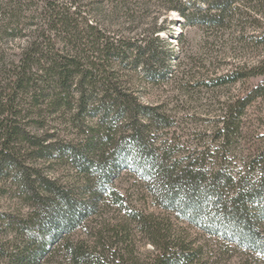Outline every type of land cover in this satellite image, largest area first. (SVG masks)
<instances>
[{"label":"trees","instance_id":"trees-1","mask_svg":"<svg viewBox=\"0 0 264 264\" xmlns=\"http://www.w3.org/2000/svg\"><path fill=\"white\" fill-rule=\"evenodd\" d=\"M201 1L202 9L185 0H0V43L21 41L12 55L0 46V181L10 179L34 210L24 222L0 215L4 230L17 233L12 249L0 245L6 264H39L54 244L73 264H205L172 215L264 258V144L238 152L247 108L264 103V83L247 86L264 77V0ZM170 11L185 25L216 28L227 49L221 71L185 85L244 86L221 102L204 131L209 143L193 149L169 131L168 104L147 100L149 87L177 76L171 42L157 34L165 29L158 17ZM121 13L129 17L127 33ZM228 48L241 53L228 56ZM45 113L86 132L79 145L57 146V158L69 157L76 170L70 185L25 165L49 153ZM108 146L130 150L119 160L136 166L152 201L170 215L129 208L111 190L109 199L125 207L122 217L97 222L88 238H70L107 189ZM133 237L142 242L136 250ZM146 244L152 249L143 255L138 247Z\"/></svg>","mask_w":264,"mask_h":264},{"label":"rangeland","instance_id":"rangeland-1","mask_svg":"<svg viewBox=\"0 0 264 264\" xmlns=\"http://www.w3.org/2000/svg\"><path fill=\"white\" fill-rule=\"evenodd\" d=\"M185 2L190 4L191 7L203 8L201 0H185ZM155 12V9L151 8L150 11L143 13L145 15L144 25L150 23ZM132 15L136 19L139 17L140 11L135 8ZM118 16L123 18L125 15L121 13ZM125 17L123 18V27H125L123 32L127 33L130 24L129 17ZM183 21V18L175 11H170L166 15L162 14L157 19V25L165 27L164 30L157 33L160 39L168 38V41L171 42L172 74L177 76L168 84L149 87L147 100L163 101L168 104L167 107L171 111L173 121L169 131L174 132L176 136H180L181 141H186L189 149H193V147L209 143L208 136L204 134V131L206 130V134L211 131L214 124L212 118L220 113L221 102L237 93L242 95L244 86L202 87L196 84L195 87H189L185 85L189 80L191 81L189 83H192L221 71L224 65L221 62L220 55H223L222 51L227 49H222L223 45L221 44L225 41L216 28L185 25ZM172 22H176V24L172 26ZM135 25L133 24L131 27L135 29ZM20 42H1L0 46L6 54L12 55L18 53ZM225 46L227 45L225 44ZM228 50L230 51L229 48ZM229 51L226 54L228 56L241 53L232 51L229 53ZM260 82L264 83V77L251 78L247 86ZM45 115L47 117L46 122L49 123L47 125L49 134L45 139L49 146V153L42 156V158H36V160L27 159L25 165L39 169L41 175L55 180L60 186L70 185L76 170L72 167L69 157L57 158V146L58 144H68L71 147L79 145L80 140H84L86 132L78 131L68 121L64 123L63 120L55 119L56 113L54 115L45 113ZM263 121L264 103L257 99L249 105L242 119V134L238 145L239 153L245 156L248 152H254L257 145L264 144ZM34 125L35 123L31 124L35 129ZM118 129V131H122L123 127L118 126ZM37 132L39 131L37 130ZM107 150L108 154L106 155L110 156L108 161L112 172L104 186L107 189H104V192L100 194L99 205L96 209L97 213L84 216L76 225V228L71 231L70 238H88L92 232V227L97 222L102 220L115 222L122 217L125 207L118 206L109 199L108 194L111 190L119 191L123 196L125 205L129 208L139 209L147 213L170 215L169 212L165 213L152 201L146 182L138 178L136 174V166L130 160H119L122 155L130 154V150L115 151L112 146H108ZM185 152L187 153V151ZM11 182L10 179L0 181V215L3 218H12L24 222L34 214V210L23 199L22 192ZM83 200L84 202L90 201L87 196H84ZM171 217L176 226L183 229V233L201 247V256L205 264H264L263 257L234 246L221 238L209 235L184 221L175 219L173 215ZM16 235L17 233L12 229L4 230V223L0 220V245L12 249ZM131 240L135 244V250L137 245L142 243L136 241V237L131 238ZM54 245L51 248L52 254L47 253L39 264H73L67 257L65 250L62 247L55 248ZM116 246L120 247L121 244H116ZM151 249L150 244L138 247V251L143 255ZM6 262L8 263L7 260L0 258V264H6Z\"/></svg>","mask_w":264,"mask_h":264}]
</instances>
